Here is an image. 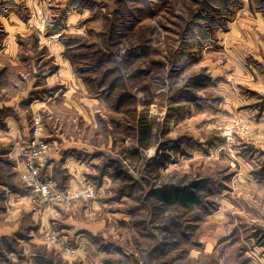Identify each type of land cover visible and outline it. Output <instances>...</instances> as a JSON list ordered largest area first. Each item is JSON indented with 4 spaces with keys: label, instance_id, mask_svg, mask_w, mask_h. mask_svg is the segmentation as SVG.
<instances>
[{
    "label": "rangeland",
    "instance_id": "obj_1",
    "mask_svg": "<svg viewBox=\"0 0 264 264\" xmlns=\"http://www.w3.org/2000/svg\"><path fill=\"white\" fill-rule=\"evenodd\" d=\"M36 123L49 150L78 145L96 185L46 213L74 211L70 239L31 218L50 212L20 178ZM165 186L197 201L162 199ZM6 213L46 264H264V0H0V225ZM51 231L77 254L48 247Z\"/></svg>",
    "mask_w": 264,
    "mask_h": 264
},
{
    "label": "built area",
    "instance_id": "obj_2",
    "mask_svg": "<svg viewBox=\"0 0 264 264\" xmlns=\"http://www.w3.org/2000/svg\"><path fill=\"white\" fill-rule=\"evenodd\" d=\"M28 24L38 33H43L48 21L40 9L30 11ZM219 127L226 142L234 143L236 120ZM41 124H35L33 138L26 146L22 154L23 160L20 168V178L28 187L33 201L46 202L50 205V213L58 214L59 207H72L81 202H88L96 195V185L89 179L80 185L72 187L69 185L59 186L52 176L47 173L46 157L49 151V144L42 138ZM247 129L240 131V134L247 133ZM238 132V131H237ZM44 243L48 247H54L69 256H75L77 250L72 247L56 231L47 233Z\"/></svg>",
    "mask_w": 264,
    "mask_h": 264
},
{
    "label": "crops",
    "instance_id": "obj_3",
    "mask_svg": "<svg viewBox=\"0 0 264 264\" xmlns=\"http://www.w3.org/2000/svg\"><path fill=\"white\" fill-rule=\"evenodd\" d=\"M68 144L69 145H64L60 143L58 147L51 146L49 154L47 155L50 161L46 164L47 168L51 169L50 171H52L54 177L58 181H61L64 184L73 187L80 185L83 182L84 176H82L80 164L74 163V161L77 162V160L74 158L73 153L70 151L71 148H75V146L78 145L74 142ZM16 148L19 149L18 146H15V149ZM64 150H68L66 154ZM19 154L20 151H15V158H17L16 155L18 156ZM21 195V191L17 189V191L15 190L14 193L8 194V200L18 203L20 202V199L24 200ZM16 203H12V206ZM76 206H72L71 210L75 209ZM18 208H16V210ZM36 209L37 210H34V212L31 211L33 212L31 218L33 219V222L35 224H38V226L36 227L38 232H41L43 230H54V227H51L50 224L56 223L57 225H59V228H57V226L55 227L57 228V231L67 230L66 238L70 239V236H73L77 232V230H81L83 228L82 226L76 227V225L74 224V218L72 216L74 215V211H71L70 214H66L61 218L57 217L56 219H52V217H47L46 213H50L48 211V208L45 210L43 209V211H41V207H37ZM6 212L9 211L6 210ZM39 213H41L40 221L34 220V216ZM6 216V219L0 225V264H46L41 255L35 256L36 254L32 255L30 252H28L29 246L37 244V235H17L16 232L19 228L18 224H20L21 220H17V214L15 215L6 213ZM33 226L31 228L35 229V227ZM79 236V234L76 235V239H78ZM7 241H9L10 247H8ZM1 247H3V249ZM46 254L52 256L50 251H48ZM67 264L71 263L68 262Z\"/></svg>",
    "mask_w": 264,
    "mask_h": 264
},
{
    "label": "trees",
    "instance_id": "obj_4",
    "mask_svg": "<svg viewBox=\"0 0 264 264\" xmlns=\"http://www.w3.org/2000/svg\"><path fill=\"white\" fill-rule=\"evenodd\" d=\"M157 192L159 193L160 198L175 199L181 204H187V202L189 203L197 201L196 197L189 193L187 187L165 186Z\"/></svg>",
    "mask_w": 264,
    "mask_h": 264
}]
</instances>
